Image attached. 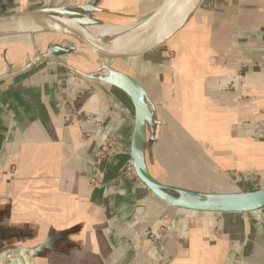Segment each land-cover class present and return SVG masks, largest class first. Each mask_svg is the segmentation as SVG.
I'll return each instance as SVG.
<instances>
[{
    "label": "crops",
    "instance_id": "crops-1",
    "mask_svg": "<svg viewBox=\"0 0 264 264\" xmlns=\"http://www.w3.org/2000/svg\"><path fill=\"white\" fill-rule=\"evenodd\" d=\"M75 1L67 14L101 22L140 19L147 8ZM54 47L0 70L49 56L0 81V255L26 249L33 264H264V208L199 214L159 201L127 174L131 99L112 77H89L99 62ZM153 52L129 60V72L113 68L143 90L150 177L183 199L264 191V0H201ZM102 142L110 147L101 155ZM159 220L166 228L151 238Z\"/></svg>",
    "mask_w": 264,
    "mask_h": 264
},
{
    "label": "water",
    "instance_id": "water-1",
    "mask_svg": "<svg viewBox=\"0 0 264 264\" xmlns=\"http://www.w3.org/2000/svg\"><path fill=\"white\" fill-rule=\"evenodd\" d=\"M181 0H162L156 10L142 21V29L137 37L130 43L118 49H109L96 41L80 24L81 19L86 18L80 14L62 15L39 9L22 10L0 15V38L12 35H20L29 32H39L58 35L66 38L65 43L73 42L98 59L99 66L92 75L102 76L107 71L112 75L113 81L125 91L131 99L135 110L134 129L130 147V161L136 178L159 201L168 206L199 213V214H246L264 208V191L257 193H242L225 198L193 196L192 199L175 197L156 183L148 174L141 156V143L146 119L149 116L143 90L139 83L132 77L115 71L110 64L113 61L131 60L146 55L161 47L173 34L179 31L195 12L201 0H196L194 6L187 14L183 22L172 28L169 32H163L165 20L168 14ZM75 8V7H73ZM69 40V41H68ZM73 48L56 46L53 53H66ZM49 56L35 55L33 60L18 71L0 77V81L13 78ZM54 60L53 57H50ZM15 255H23L26 264H33V258L26 249H16L0 255V264H23L14 259Z\"/></svg>",
    "mask_w": 264,
    "mask_h": 264
},
{
    "label": "rangeland",
    "instance_id": "rangeland-1",
    "mask_svg": "<svg viewBox=\"0 0 264 264\" xmlns=\"http://www.w3.org/2000/svg\"><path fill=\"white\" fill-rule=\"evenodd\" d=\"M137 1H140L141 3L146 4L147 6L146 14L143 15L140 19L137 18L138 15L134 16V18L132 17V15H130L129 17H124L123 19L111 20L109 22H101L93 15H88V16L85 15V17L100 22L103 25L121 26V25L136 24L139 21L146 19L150 15V13H152L159 6L162 0H152L151 6L149 5L150 0H137ZM75 2H76L75 0H0V15L22 11V10L39 9V10L59 13L65 16L67 15V12L65 11L64 7L75 5ZM27 34L28 33L20 34V35H12L14 37L9 39L8 41L0 42V68H1L0 70H3V68L12 61H15L17 59H21V61H23L24 57H26V59L30 58L33 55L34 50L45 53L51 50V48L54 46H61V44H63L66 39L58 35L54 36L52 34L35 32L33 40L29 42L27 41V37H26ZM6 37H10V36H6ZM66 45L68 46V48H73L75 50L74 55L76 57H81V58L88 57L87 63H90L93 66L98 65L97 60H95L94 58H92L91 56H89L84 52L86 51L87 53H89L87 50H85V48L77 44L73 45V42L71 41L66 43ZM1 57H5V59ZM66 58L69 59V57ZM128 61L129 60L113 61L110 64V66L122 72H129L130 62ZM82 64H85V62H82Z\"/></svg>",
    "mask_w": 264,
    "mask_h": 264
},
{
    "label": "bare ground",
    "instance_id": "bare-ground-1",
    "mask_svg": "<svg viewBox=\"0 0 264 264\" xmlns=\"http://www.w3.org/2000/svg\"><path fill=\"white\" fill-rule=\"evenodd\" d=\"M195 1L196 0H181L176 5V7L168 14V17L165 20V28L163 32H169L175 26L180 25L194 6ZM80 24L81 27L86 32H88L96 41L109 49H118L130 43L137 37L143 26L142 21L130 25L111 26L103 25L100 22L88 18L81 19ZM13 37L14 36L0 38V42L8 41ZM26 37L27 41H32L34 38V32H29ZM104 76L112 77V75L107 71L104 72Z\"/></svg>",
    "mask_w": 264,
    "mask_h": 264
},
{
    "label": "built area",
    "instance_id": "built-area-1",
    "mask_svg": "<svg viewBox=\"0 0 264 264\" xmlns=\"http://www.w3.org/2000/svg\"><path fill=\"white\" fill-rule=\"evenodd\" d=\"M72 115L71 114H65L64 115V121L65 122H71L73 119H72ZM97 123H99V124H102V122H100V121H98ZM110 146H109V144L108 143H105V142H102V143H100V152H99V154H105L107 151H109L108 150V148H109ZM132 173H134V171H133V168L132 167H129L128 169H127V174H132ZM92 182H94V181H92ZM159 222L160 223H162V224H159V225H157V227H155L154 228V230L151 228L150 229V236H151V238H155L156 237V235H157V233L160 231V230H162V229H165L166 227L163 225V223H164V221L163 220H159ZM157 224V223H156Z\"/></svg>",
    "mask_w": 264,
    "mask_h": 264
}]
</instances>
